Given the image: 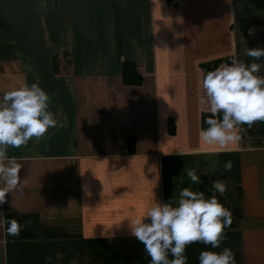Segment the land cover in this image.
I'll use <instances>...</instances> for the list:
<instances>
[{"label":"crops","instance_id":"1","mask_svg":"<svg viewBox=\"0 0 264 264\" xmlns=\"http://www.w3.org/2000/svg\"><path fill=\"white\" fill-rule=\"evenodd\" d=\"M168 1L0 0V96L36 82L58 121L41 138L6 146L23 187L0 204V264L10 212L105 238L133 264L151 259L129 221L154 200L176 206L181 189L198 191L188 168L226 183L216 193L232 223L219 248L187 245V264L224 247L235 264H264V122L242 125L241 140L227 148L199 136L201 64L256 62L247 50L264 48V0ZM124 61L136 65L138 83L122 82Z\"/></svg>","mask_w":264,"mask_h":264},{"label":"clouds","instance_id":"2","mask_svg":"<svg viewBox=\"0 0 264 264\" xmlns=\"http://www.w3.org/2000/svg\"><path fill=\"white\" fill-rule=\"evenodd\" d=\"M247 55L256 62L246 65L234 58L230 64L208 71L202 77L200 100L212 114L203 121L208 127L199 131L206 145L220 148L236 145L244 131L242 125L251 127L256 121L264 122V76L259 75L264 67V61L260 60L264 48H248ZM50 100L36 82L0 96V204L4 203L5 194L23 187L19 174L22 166L15 157L7 155L6 146L18 148L58 126L49 110ZM231 168V160L226 161L224 169ZM186 173L192 183L202 182L194 168L186 169ZM226 188L223 180H214L210 190L223 195ZM231 223V211L216 195L206 197L203 192L185 187L179 192L176 206L154 200L141 216L129 221V229L144 245L150 264H187V245L202 242L211 249L219 248L225 238L224 230ZM22 227L12 218L7 221L6 232L9 236H19ZM198 259L199 264H235L234 253L228 247L219 252L202 250Z\"/></svg>","mask_w":264,"mask_h":264},{"label":"trees","instance_id":"3","mask_svg":"<svg viewBox=\"0 0 264 264\" xmlns=\"http://www.w3.org/2000/svg\"><path fill=\"white\" fill-rule=\"evenodd\" d=\"M220 62L230 64L229 56L215 59L201 64L206 74L213 70ZM136 65L131 61H124L121 66L122 82L138 83L140 76L137 74ZM208 111L203 112L204 118L211 116ZM219 117V114H217ZM264 134V127L258 131ZM201 183H197L198 191L203 192L206 197L216 195L219 202L221 197L212 188V183L221 177L210 175H199ZM16 219L23 225L19 236H9L6 232L7 221ZM4 238L6 241L5 258L6 264H47L48 259L54 258L56 253L62 256V264H71L76 259V264H82L83 257L87 258V264H130L131 260L125 255L117 253L111 248L105 238H86L79 232H68L58 225L43 224L36 213H7L4 217ZM109 245V246H108ZM137 264H150L149 258H141Z\"/></svg>","mask_w":264,"mask_h":264},{"label":"rangeland","instance_id":"4","mask_svg":"<svg viewBox=\"0 0 264 264\" xmlns=\"http://www.w3.org/2000/svg\"><path fill=\"white\" fill-rule=\"evenodd\" d=\"M167 6H170L168 2H167ZM58 226L64 228L65 230H67L68 232H71V233H74V231H76V229H77L74 226H73V228H71L69 225H58ZM61 260H62L61 254L60 253H56V256H54V258L48 259L47 264H62ZM87 260H88L87 258L83 257L82 260H81L82 264H87ZM130 260H131V258H130ZM76 262H77L76 259H72L70 263L71 264H76ZM130 264H133L132 260H131Z\"/></svg>","mask_w":264,"mask_h":264},{"label":"built area","instance_id":"5","mask_svg":"<svg viewBox=\"0 0 264 264\" xmlns=\"http://www.w3.org/2000/svg\"><path fill=\"white\" fill-rule=\"evenodd\" d=\"M168 3L170 5L169 7L174 8L181 3V0H169Z\"/></svg>","mask_w":264,"mask_h":264}]
</instances>
